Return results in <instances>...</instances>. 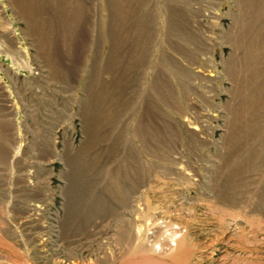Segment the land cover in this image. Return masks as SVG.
I'll return each mask as SVG.
<instances>
[{
  "label": "rangeland",
  "instance_id": "obj_1",
  "mask_svg": "<svg viewBox=\"0 0 264 264\" xmlns=\"http://www.w3.org/2000/svg\"><path fill=\"white\" fill-rule=\"evenodd\" d=\"M148 1L134 63L109 0H0V264H264V75L227 73L246 81L263 25L237 0Z\"/></svg>",
  "mask_w": 264,
  "mask_h": 264
},
{
  "label": "crops",
  "instance_id": "obj_2",
  "mask_svg": "<svg viewBox=\"0 0 264 264\" xmlns=\"http://www.w3.org/2000/svg\"><path fill=\"white\" fill-rule=\"evenodd\" d=\"M63 1L64 0H25V7L26 8L29 7L32 10L33 14L37 13L38 15H42L40 13L41 11H39L37 9L38 7L41 9H42V7L44 8L47 5H49L51 7H56V8L59 7L57 9V11H58L57 14H59V16H61L62 11L60 8H63L62 6H64V4L62 3ZM106 1L107 0H104L105 4H106ZM142 1L146 2V0H142ZM148 2L149 1L147 0V2L144 4L142 10L139 13V14L143 15V17L139 18L138 16L135 17V15H134L135 10L131 6L132 3L129 4L128 0H109V4L111 5L112 11L114 12V13L112 12V21H111V29L113 31H111V29H110L111 38H112L111 55L113 53L115 54V52L117 53L118 48H121V46H124L125 40H123V39H126V36H127L126 33H128L126 31L127 30L126 25H128L129 21L130 22L132 21L133 23L135 22L134 23L135 26L131 25L133 28L131 30L136 31V33H133L134 39H133L132 35L130 38V39H133V43H132V45H133L132 47L134 49L133 56H141V58H135L134 59L135 62L133 60H132V62H134V63H137V62L145 63V62H147V59L145 57L147 56L148 52H145L146 50L144 48L147 45H149V43H150V46L153 45L152 43H153V35H154V32H152V30H151V25L153 24V16H154V10L153 9L154 8H153V6L147 8ZM14 3L17 5V3L15 1H14ZM66 6H68V5H66ZM17 7L21 8V7H19V4ZM86 8H85V10H86ZM23 13H24L23 11L20 12V14H23ZM126 13L128 14V16ZM111 55H110V57H111Z\"/></svg>",
  "mask_w": 264,
  "mask_h": 264
},
{
  "label": "bare ground",
  "instance_id": "obj_3",
  "mask_svg": "<svg viewBox=\"0 0 264 264\" xmlns=\"http://www.w3.org/2000/svg\"><path fill=\"white\" fill-rule=\"evenodd\" d=\"M65 1V0H64ZM83 1V0H82ZM47 2V1H46ZM175 2V0H174ZM43 3V2H42ZM111 3V2H110ZM167 3V2H166ZM170 4V3H169ZM46 5V4H45ZM44 5V6H45ZM167 5V4H166ZM237 5L238 7L240 8V11L242 13H248L249 10H252V14L250 16V19H249V29L250 28H254L255 26H259V25H263V28H264V0H237ZM36 6V5H35ZM39 6V5H38ZM162 6V5H161ZM165 6V4L163 5V7ZM171 6V5H170ZM168 5V7H164V8H167L169 11L171 10H176V8L172 9V7H170ZM42 7V6H41ZM63 7V6H62ZM67 7V6H66ZM115 7V6H114ZM59 8V7H58ZM57 8V9H58ZM161 8V7H160ZM42 10L43 7H42ZM164 10V9H163ZM162 10V11H163ZM166 10V9H165ZM19 11V10H18ZM38 12V11H37ZM113 12V11H112ZM44 13V12H43ZM114 13V12H113ZM165 13V11H164ZM119 14V13H118ZM127 14V13H126ZM62 16V15H61ZM128 16V14H127ZM166 16V15H165ZM170 16V15H169ZM246 16V15H245ZM123 17V16H122ZM169 17H167L165 20H168ZM247 20V19H246ZM70 21V20H69ZM120 21V20H119ZM124 21V20H123ZM170 21V20H169ZM166 22V21H165ZM171 22H172V25L169 24V27L167 26L168 24H166V26L168 28H166V35H165V38L167 39H171L172 37H176L178 34V30L176 27H174V21L173 19L171 18ZM45 23V22H44ZM66 23V22H65ZM165 24V23H163ZM165 26V25H164ZM165 26V27H166ZM78 27V26H77ZM258 29V28H257ZM111 31H113L111 29ZM251 32V30H250ZM118 33V32H117ZM116 33V34H117ZM262 33V32H261ZM256 34V33H255ZM184 35V34H183ZM261 35V34H260ZM258 36V35H257ZM184 37V36H183ZM261 37V36H260ZM263 37V36H262ZM260 39V38H259ZM261 40V39H260ZM153 44V43H152ZM122 45V44H121ZM242 45V44H241ZM233 46L235 47L234 49L236 50L235 52L236 53H239V49H240V43L235 41V43L233 44ZM260 46V45H259ZM256 48V47H255ZM258 48V47H257ZM251 49V48H250ZM249 50V49H248ZM256 50V49H255ZM235 53V54H236ZM246 53V52H245ZM255 56H254V53L252 52H249V59L247 60L250 65L247 64L248 68L250 67L251 70H252V73L249 74L248 78L246 79V81L243 82V84L240 83V75L242 74V72H239L236 70V67L237 65H234V58L235 57H232L230 59V61H228V64H227V73L229 75V77L231 78V80H233L235 82V84L237 85L236 87V92L238 90V88H245L248 86V84L250 83L249 79H253V82L258 80L259 77L263 76L264 75V43L263 45L260 47V49H258L256 52H255ZM244 56H247V55H244ZM247 56V57H248ZM164 57V56H163ZM251 58V59H250ZM113 60V59H112ZM169 61V60H167ZM245 62V61H244ZM240 63V62H238ZM249 68V69H250ZM248 70V69H247ZM250 75H251V78H250ZM243 77V76H242ZM237 79L238 81L236 82ZM249 81V82H248ZM252 84V83H251ZM248 88V87H247ZM264 89V78L262 79V82L260 85H258L256 88H255V93L254 94H259L260 95V98L264 95L263 93V90ZM261 100V99H260ZM252 103V102H251ZM249 106V105H248ZM254 106V105H253ZM230 107V106H229ZM233 108L231 109V112H232ZM238 110V109H237ZM240 111V109H239ZM244 111V110H243ZM246 111V110H245ZM236 112V111H235ZM237 113V112H236ZM240 115L242 114L241 111L239 112ZM249 113V112H248ZM233 114V113H232ZM234 117V115H233ZM231 120V119H230ZM236 120L237 118H233L231 121V123H233V125L236 123ZM235 123H234V122ZM236 139V138H235ZM121 183V182H120ZM119 186V185H118ZM125 202V201H124ZM226 203V202H225ZM165 225V223H164ZM179 227V226H178ZM177 227V228H178ZM178 232V230H175ZM174 231V232H175ZM177 232H175V237H176V234H178ZM173 233V232H172ZM170 237V236H169ZM176 239V238H175ZM172 242H175L172 241ZM177 242V240H176ZM175 245V244H174ZM168 247V246H167ZM172 247V246H171ZM179 250V249H178ZM76 264V263H75Z\"/></svg>",
  "mask_w": 264,
  "mask_h": 264
}]
</instances>
